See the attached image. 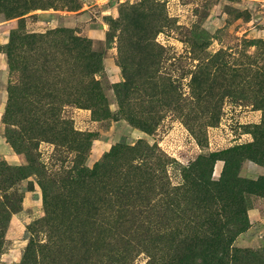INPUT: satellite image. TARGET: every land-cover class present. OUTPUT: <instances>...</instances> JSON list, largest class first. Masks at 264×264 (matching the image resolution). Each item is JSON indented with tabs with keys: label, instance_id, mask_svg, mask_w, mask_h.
Returning a JSON list of instances; mask_svg holds the SVG:
<instances>
[{
	"label": "rangeland",
	"instance_id": "obj_1",
	"mask_svg": "<svg viewBox=\"0 0 264 264\" xmlns=\"http://www.w3.org/2000/svg\"><path fill=\"white\" fill-rule=\"evenodd\" d=\"M0 264H264V0H0Z\"/></svg>",
	"mask_w": 264,
	"mask_h": 264
},
{
	"label": "trees",
	"instance_id": "obj_2",
	"mask_svg": "<svg viewBox=\"0 0 264 264\" xmlns=\"http://www.w3.org/2000/svg\"><path fill=\"white\" fill-rule=\"evenodd\" d=\"M34 7H35V4L30 5V6H28V7H25L23 10H21V11H23V14H22V15L26 14L29 10H33ZM22 15H21V16H22ZM72 39H73V38H72Z\"/></svg>",
	"mask_w": 264,
	"mask_h": 264
}]
</instances>
